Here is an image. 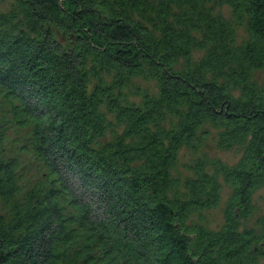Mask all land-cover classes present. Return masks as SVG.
Here are the masks:
<instances>
[{"label": "trees", "instance_id": "1", "mask_svg": "<svg viewBox=\"0 0 264 264\" xmlns=\"http://www.w3.org/2000/svg\"><path fill=\"white\" fill-rule=\"evenodd\" d=\"M262 72L264 0H0V264H257Z\"/></svg>", "mask_w": 264, "mask_h": 264}, {"label": "rangeland", "instance_id": "2", "mask_svg": "<svg viewBox=\"0 0 264 264\" xmlns=\"http://www.w3.org/2000/svg\"><path fill=\"white\" fill-rule=\"evenodd\" d=\"M227 8L223 9V12H226ZM258 79L260 82H264V72L258 74ZM210 154L211 156L218 157L220 160L227 164H234L237 159L239 158V153L234 150H219L217 149L213 143H210ZM183 158L188 159L187 152L183 151L181 153ZM182 158V157H181ZM230 193V189L226 186H223L222 190V199L221 203L216 207L209 210L204 211V215L206 219L209 221V224L212 228H218L220 224L223 222V207L224 202ZM253 202L259 208L254 215V218L258 215L264 214V186L258 189L255 194L253 195ZM257 264H264V256L259 258Z\"/></svg>", "mask_w": 264, "mask_h": 264}]
</instances>
